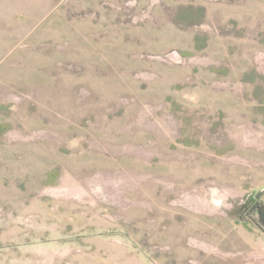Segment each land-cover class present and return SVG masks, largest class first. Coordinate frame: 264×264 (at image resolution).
<instances>
[{
    "label": "rangeland",
    "instance_id": "rangeland-1",
    "mask_svg": "<svg viewBox=\"0 0 264 264\" xmlns=\"http://www.w3.org/2000/svg\"><path fill=\"white\" fill-rule=\"evenodd\" d=\"M255 202L264 0H0V264H264Z\"/></svg>",
    "mask_w": 264,
    "mask_h": 264
},
{
    "label": "trees",
    "instance_id": "trees-1",
    "mask_svg": "<svg viewBox=\"0 0 264 264\" xmlns=\"http://www.w3.org/2000/svg\"><path fill=\"white\" fill-rule=\"evenodd\" d=\"M253 207H254V210H256L258 214L259 221L261 222V224L264 225V205L259 202H255Z\"/></svg>",
    "mask_w": 264,
    "mask_h": 264
},
{
    "label": "water",
    "instance_id": "water-1",
    "mask_svg": "<svg viewBox=\"0 0 264 264\" xmlns=\"http://www.w3.org/2000/svg\"><path fill=\"white\" fill-rule=\"evenodd\" d=\"M259 193H260V192L257 193V196H258Z\"/></svg>",
    "mask_w": 264,
    "mask_h": 264
}]
</instances>
